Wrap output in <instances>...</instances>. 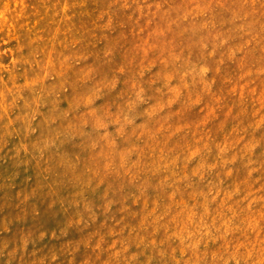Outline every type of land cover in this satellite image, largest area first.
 I'll list each match as a JSON object with an SVG mask.
<instances>
[{"label":"rangeland","instance_id":"rangeland-1","mask_svg":"<svg viewBox=\"0 0 264 264\" xmlns=\"http://www.w3.org/2000/svg\"><path fill=\"white\" fill-rule=\"evenodd\" d=\"M0 264H264V0H0Z\"/></svg>","mask_w":264,"mask_h":264}]
</instances>
